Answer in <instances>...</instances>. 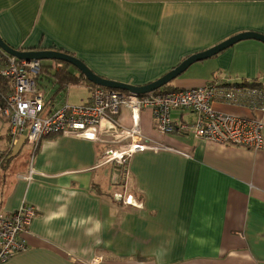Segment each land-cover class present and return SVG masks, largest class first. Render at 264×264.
Returning a JSON list of instances; mask_svg holds the SVG:
<instances>
[{"label": "crops", "instance_id": "crops-1", "mask_svg": "<svg viewBox=\"0 0 264 264\" xmlns=\"http://www.w3.org/2000/svg\"><path fill=\"white\" fill-rule=\"evenodd\" d=\"M251 31L264 34V0H0V35L10 47L68 52L99 76L134 86ZM253 80L264 82V43L247 40L192 65L172 86ZM52 89L55 107L61 96L69 102L70 91ZM131 114L122 108L124 127L133 126ZM171 118L176 126L194 121L190 110ZM8 129L0 119V214L27 204L36 215L27 251L4 264H264V149L178 131L160 136L153 112L143 110L140 131L167 150L135 154L126 175L117 164L97 166L111 147L104 143L49 136L34 152L26 136L11 146Z\"/></svg>", "mask_w": 264, "mask_h": 264}, {"label": "built area", "instance_id": "built-area-1", "mask_svg": "<svg viewBox=\"0 0 264 264\" xmlns=\"http://www.w3.org/2000/svg\"><path fill=\"white\" fill-rule=\"evenodd\" d=\"M1 56L0 78L5 83L6 95L0 104V119L8 124L11 146H16L24 136L34 152L41 140L49 136L86 138L111 146L99 159L98 167L117 164L128 175L127 167L135 154L167 150L146 138L139 129L141 112L150 110L160 136L178 131L222 146L255 152L264 149V82L261 80L246 84L212 81L199 88L175 91L162 88L146 95L87 85L90 91L87 100L72 105L64 99L55 107L54 101L48 100L43 82L47 79L53 88L59 86L56 74L63 69V62L50 61L44 65L43 61L20 60L2 50ZM75 76L79 77L80 72ZM71 86H64L65 95ZM217 102L246 107L257 115L246 117L222 112L215 108ZM122 108L132 112L131 128L121 123ZM177 109L190 110L194 121L176 126L171 112ZM114 198L125 205L141 206L133 196L118 193ZM35 215V209L27 204L12 214H0V264L27 251L25 235ZM90 264H102V260L97 258Z\"/></svg>", "mask_w": 264, "mask_h": 264}, {"label": "water", "instance_id": "water-1", "mask_svg": "<svg viewBox=\"0 0 264 264\" xmlns=\"http://www.w3.org/2000/svg\"><path fill=\"white\" fill-rule=\"evenodd\" d=\"M255 40L264 43V34L259 32H243L202 52L184 59L178 66L167 72L156 81L144 86H134L103 78L92 71L82 60L69 53L57 50L19 51L10 47L0 35V50L20 60L59 61L75 67L90 83L110 90L127 92L136 95H146L160 90L182 76L192 65L211 59L237 43Z\"/></svg>", "mask_w": 264, "mask_h": 264}, {"label": "trees", "instance_id": "trees-1", "mask_svg": "<svg viewBox=\"0 0 264 264\" xmlns=\"http://www.w3.org/2000/svg\"><path fill=\"white\" fill-rule=\"evenodd\" d=\"M66 53H68V52H66ZM71 55H73V54H71ZM1 57L2 56H1V50H0V66H1ZM63 64H64L63 69L58 71V73L56 74V76L59 80V85L61 86V89H63L66 84H70L73 86H76L79 84H85L88 86H96V85L90 83L82 74H80L79 77H76L74 74V71H78V70L75 67H73L67 63H63ZM163 89L165 91L177 90L176 87L172 86V83L167 85ZM118 92H121V91H118ZM5 95H6V86H5V83L2 81V79L0 78V104L3 102V97H5Z\"/></svg>", "mask_w": 264, "mask_h": 264}, {"label": "rangeland", "instance_id": "rangeland-1", "mask_svg": "<svg viewBox=\"0 0 264 264\" xmlns=\"http://www.w3.org/2000/svg\"><path fill=\"white\" fill-rule=\"evenodd\" d=\"M51 63L50 61H43L44 65H48ZM43 86H45L48 96L52 93V82L49 80H44ZM65 95V94H64ZM90 97V91L84 85H76L70 87V94H69V103L72 105H78L81 103V100ZM58 103L62 104L64 102L65 96H61L58 98Z\"/></svg>", "mask_w": 264, "mask_h": 264}]
</instances>
